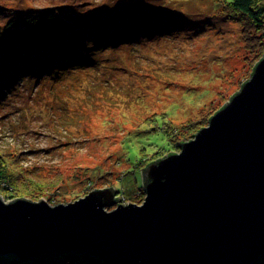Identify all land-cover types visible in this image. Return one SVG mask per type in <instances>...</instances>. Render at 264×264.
<instances>
[{
    "label": "rangeland",
    "instance_id": "rangeland-1",
    "mask_svg": "<svg viewBox=\"0 0 264 264\" xmlns=\"http://www.w3.org/2000/svg\"><path fill=\"white\" fill-rule=\"evenodd\" d=\"M169 3L0 0L1 25L27 8L56 7L92 32L83 58L36 70L0 98V156L17 177L7 201L57 204L106 187L121 203L134 202L133 192L143 201L142 168L179 151L251 76L263 50L245 40L244 19L224 0H185L181 15ZM139 18L148 31L119 39ZM170 120L172 142L164 129L151 132Z\"/></svg>",
    "mask_w": 264,
    "mask_h": 264
},
{
    "label": "water",
    "instance_id": "water-1",
    "mask_svg": "<svg viewBox=\"0 0 264 264\" xmlns=\"http://www.w3.org/2000/svg\"><path fill=\"white\" fill-rule=\"evenodd\" d=\"M180 150L146 164L141 203L0 194V253L88 251L115 264H252L264 253V55Z\"/></svg>",
    "mask_w": 264,
    "mask_h": 264
},
{
    "label": "trees",
    "instance_id": "trees-1",
    "mask_svg": "<svg viewBox=\"0 0 264 264\" xmlns=\"http://www.w3.org/2000/svg\"><path fill=\"white\" fill-rule=\"evenodd\" d=\"M169 2L170 3L166 5L168 7L174 6L170 8H173L172 11L175 14L181 15V11H184V9L187 8V4H183L185 0H169ZM224 2L226 5H228V8L236 11L235 13L244 19V23L246 25V29L244 31L245 40H248V43H250V41H252V43H256L258 47L263 50L262 56H260L253 65L251 72L252 75L256 64L264 55V0H224ZM20 15L21 16L10 17L6 23H4V25L0 24V98L6 93V86H9V88L11 86L13 87V84L17 83L15 81L20 76L29 75L36 72V70L41 71V68L43 67L49 68L51 63L55 65L56 63L64 60L63 64L68 65L74 63L73 60L83 58L80 56L81 54L79 57L77 54L82 52V49L84 48V41L86 39L88 40L92 33L88 28L86 31L83 29L84 23L80 24L81 20L70 18L68 13H63L56 7L45 9L27 8V10H23L22 14ZM146 22L147 21L142 20L141 18L137 19L135 22L130 21L128 27L121 30L122 32L119 33L118 38L124 40L131 35H136L138 32L140 33L141 31H148V27L144 26ZM249 32H253V35H250ZM56 46H60L64 51L57 49ZM73 57L74 59H71ZM79 66H81V64H79ZM246 81L241 84L240 88ZM89 89L90 88H87L86 92H88ZM217 110L210 114L207 119V124L210 117ZM165 124L167 125L165 126ZM203 127L204 126H200L195 130V133H197ZM159 129H164V132L170 141H173L171 130L173 131L174 129L176 132V129L172 126L171 120L169 122H165L164 126L161 128L159 127V124L155 123L151 132L158 131ZM129 143L135 152V158L133 159L135 162L137 152L139 151L136 149L134 144L131 142ZM181 143L182 142H180V144ZM128 150L129 149H127V151ZM140 151L144 152L143 149ZM173 152L177 151H167L166 155ZM7 166H9L8 162L4 161L0 156V193L5 197H7L8 194L12 196V193L17 190V177H15V175L10 172ZM140 173L137 171L134 174V180L138 186L139 184L137 182V176ZM34 183L41 185L44 182L40 180ZM132 194L136 196L134 203H140L142 201V198H139L138 193L133 192ZM0 264L115 263H112L85 250L69 252L58 249H47L38 252L36 255L28 256H21L12 251H5L0 253ZM252 264H264V253L259 258H257L255 262L253 261Z\"/></svg>",
    "mask_w": 264,
    "mask_h": 264
},
{
    "label": "bare ground",
    "instance_id": "bare-ground-1",
    "mask_svg": "<svg viewBox=\"0 0 264 264\" xmlns=\"http://www.w3.org/2000/svg\"><path fill=\"white\" fill-rule=\"evenodd\" d=\"M89 38H90V36H89ZM89 38H88V39H89ZM56 48H57V49H59V50H62V51H64L63 49H61V47H60V46H56ZM25 76H27V75L20 76L19 78L21 79L22 77H25ZM19 78H18V79H19ZM18 79H17V80H18ZM6 88H7V89H9V86H6ZM11 88H13V87L11 86ZM199 111H201V109H200ZM189 140H190V139H189ZM187 141H188V140H187ZM36 254H37V253H35V254H32V255H36ZM252 263H253V262H252Z\"/></svg>",
    "mask_w": 264,
    "mask_h": 264
}]
</instances>
